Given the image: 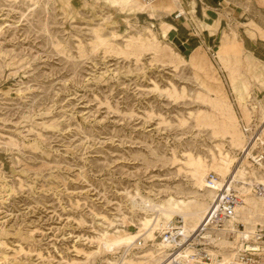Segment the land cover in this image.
Masks as SVG:
<instances>
[{"label":"rangeland","instance_id":"rangeland-1","mask_svg":"<svg viewBox=\"0 0 264 264\" xmlns=\"http://www.w3.org/2000/svg\"><path fill=\"white\" fill-rule=\"evenodd\" d=\"M236 4L241 11L218 37L224 15L199 20L192 9L200 37L189 39L199 42L178 45L185 40L170 16L187 20L183 7L0 0V264L165 260L156 253L161 235L145 242L151 230L132 198L153 201L151 212L169 198L210 204L196 167L206 185L212 174L227 179L264 129V46L254 56L245 37L264 39L251 21L264 23V0ZM138 13L160 29L132 20ZM262 142L246 164L257 171L254 196L264 185L252 160ZM252 215L241 224L249 233L264 225V208ZM215 239L208 249L216 259H233L238 245Z\"/></svg>","mask_w":264,"mask_h":264},{"label":"bare ground","instance_id":"bare-ground-1","mask_svg":"<svg viewBox=\"0 0 264 264\" xmlns=\"http://www.w3.org/2000/svg\"><path fill=\"white\" fill-rule=\"evenodd\" d=\"M158 1L160 0H155L152 2L145 0L144 9L152 12L157 10H164V11H168L169 13H172L174 11H179L181 14L183 13L182 5L179 0H173L171 4H167V5H163L162 2L154 6L153 3H156ZM263 138H264V129L261 131L257 139H254V141L250 142V144L247 147L246 146L243 147L244 158L242 160L237 161L236 164L237 166H235L234 170L229 174L227 179L225 180L222 179V176L215 177L214 184L212 187L209 186V183H207L206 185L207 174L201 173L200 168L196 167L195 172L193 173V178L195 179L198 188L207 190L208 196L210 198L208 200H211L210 204L207 202L209 205L200 202L199 198L179 199V200L175 198H169L168 200L157 204L156 206H158V208H156L153 212H151L150 209L155 207L153 201L140 197L139 195H138V198L140 197L139 201H135L136 199H138L137 197L132 198L134 199L133 200L134 205L139 204L144 214H146V217L144 218L143 221V225L145 226L146 229L149 228L151 230L146 236L145 242L149 240H156L157 239L156 233L162 235L163 232L174 222L175 217H180L183 219L182 223L184 225L182 228L184 231V235L186 237H190L193 239L194 236L200 231V228L205 223L212 204L219 197V192L224 191L228 187L236 191L240 199V204L236 208L235 217L230 222H228L227 227H232L237 224H246V225L252 224L253 223L252 212L254 211V208H259L262 210L264 208V185L262 189H260V187L258 188L260 189L259 191L260 193H258L256 196L252 195L253 187L254 186L256 187L259 184V180L257 176V171L248 170L246 164L248 159L252 156V151H254L257 141L258 140L263 141ZM261 168L264 169L263 164L261 165ZM152 215H155V217H152ZM219 234L224 235L221 232H206L203 234V238L200 241V243L202 245L211 246L212 243H216L215 238ZM185 242L186 240L184 241V245L182 246V248L178 251L180 253L179 257L183 261L190 262V264H234L239 249V243L234 242L238 246L234 250L235 253L233 255V259H232V255L229 253L228 257L227 258L225 257L223 262H221V260L218 261L216 259L215 252L209 250L208 249L209 247H205V250L211 255V259H212L211 263H207V262H201L200 260L193 258L197 254V248L194 245H189L188 243ZM156 246L158 248L156 253L162 258H165L166 256L165 260L162 261L160 259H157L158 256L156 257L152 254V257L155 259V262L157 264H165L171 257L175 255V254L174 255L171 254L172 246L164 241H161V243L157 244ZM124 264H128V262L125 261Z\"/></svg>","mask_w":264,"mask_h":264},{"label":"built area","instance_id":"built-area-1","mask_svg":"<svg viewBox=\"0 0 264 264\" xmlns=\"http://www.w3.org/2000/svg\"><path fill=\"white\" fill-rule=\"evenodd\" d=\"M174 16L175 18L181 17L179 14ZM252 160L256 166L260 167L264 163V152L257 153ZM214 179L213 174L207 179L210 187L213 186ZM239 204L240 199L234 189L228 187L224 191H220L219 197L209 210L205 223L193 239L184 235L182 220L174 221L160 237L162 241L172 246L171 254H175L165 264H190V262L183 261L179 257L178 251L184 245L185 240V243L197 248V254L193 258L201 262L211 263V255L205 250V247L210 245L200 243L203 234L206 232H221L233 242L239 243L234 264H264V225L256 227L252 233L247 232L241 224L227 227L228 222L235 217L236 208ZM141 243L144 244V241L140 240L139 244L141 245Z\"/></svg>","mask_w":264,"mask_h":264},{"label":"crops","instance_id":"crops-1","mask_svg":"<svg viewBox=\"0 0 264 264\" xmlns=\"http://www.w3.org/2000/svg\"><path fill=\"white\" fill-rule=\"evenodd\" d=\"M235 2H237V0H235V1L234 0H181L182 7L186 11L187 20L185 19L184 16H181L180 18H176V19L173 18L175 22L178 21V22H180V24H176V25L171 24V25L175 28L174 34H176L181 39L185 40V42H174V43L178 44V45H181V44L186 45L185 43L189 42V41H191L192 44L199 42V40L197 38L196 39H189V38H192V36L200 37L198 35V32H197L196 23L193 19V15L191 14L192 9L194 10V16L199 20H204L205 12H207L213 16H216L217 12L223 14L224 17L221 20L219 30H218L215 37H218L219 35H221V33L224 29V24H226V19L227 18L229 19L230 16L237 17L239 11H241L240 8L238 7L239 4H236V6L232 8L233 3H235ZM171 3H172V1L171 2H163V5H167V4H171ZM262 9H264V8H262ZM159 11H164V10H159ZM165 12H168V11H165ZM200 14H201V16L199 18ZM174 15H172L170 17L172 18ZM131 17H132V20H137L138 22L145 21L148 24H150L153 21L149 16H147L146 14H142V13H138L135 16H131ZM168 18L169 17H164L163 19H168ZM257 19H258V17H255L251 21H254L255 23H257L259 26H261L264 29V23H258ZM153 22L155 24V27L158 26V28L160 29L159 21L155 20ZM249 22L250 21H244L241 23V25H243V26L247 25ZM179 27H183V28L179 29ZM245 37H246L247 42L250 43V49H247V50L255 56L256 55L255 52L258 51V49H260L259 47L264 46V39L261 38L260 36H257L256 38L253 39L250 36H248V34L246 32H245ZM212 40H211V42H212ZM211 42H210V44H211ZM203 44H204V41L202 42V45ZM197 47H199V46L196 44L195 48H197ZM258 59L264 61V59H262V58L258 57Z\"/></svg>","mask_w":264,"mask_h":264}]
</instances>
